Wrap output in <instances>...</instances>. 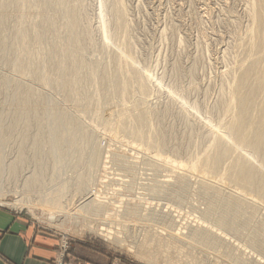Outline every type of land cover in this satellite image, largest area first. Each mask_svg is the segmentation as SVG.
Here are the masks:
<instances>
[{
	"label": "rangeland",
	"instance_id": "rangeland-1",
	"mask_svg": "<svg viewBox=\"0 0 264 264\" xmlns=\"http://www.w3.org/2000/svg\"><path fill=\"white\" fill-rule=\"evenodd\" d=\"M34 1L36 5L32 6L35 8L28 4L32 7L31 11H34V8L35 12H39L38 9L42 7L41 10L44 8L45 11L40 12L50 15L48 19L51 18L52 23L55 22V25L46 22L47 27L43 20L42 23H37L40 26L36 24L39 28L42 24L45 28L40 29L43 31L46 29L45 32L40 30L44 34L42 37H45V40L42 39V47V42L40 46L37 45L38 40L42 38L41 33L38 30L36 36L32 31L37 20L41 18H36L33 29V26L28 24L30 22L26 24L29 33L33 32L34 35L30 36L33 39L39 38L34 39L37 42L33 39L31 41L28 36V41L19 40L22 42L21 46L23 45L21 47L20 42L16 45L13 41V37L18 36V31L14 29V32L12 28L18 29L16 25L20 21L16 8L12 10L10 7V13L6 17L0 11V18L4 20H0V26L3 27L0 28V41L10 34V42L8 37L3 40L6 44H0L3 46L0 48V205L21 212L40 227L55 232L60 237V247L53 264H77L68 257L74 244L80 241L105 255L108 254L111 257L109 264H264V186L257 183L251 184L252 187L241 173L242 169L245 170L250 165L248 163L252 162L250 159H253L254 167L260 166L262 169L257 168L262 171L258 172L261 176L264 175V162L261 160L264 158L257 157L260 162L256 158L254 160L253 155H249L244 146L235 142L227 146V151L232 156L240 151V157H232L227 153L225 156L215 154V148H219L220 153L222 150L220 141L219 145L216 139L224 132L225 126L230 125L229 122L233 124L236 121L239 98L246 97L245 94L253 90L250 86L252 81L261 77L258 75L262 74L263 78L259 80H264V70L260 66L264 62V0ZM117 2L123 4L121 7L125 13L122 18H119L120 5ZM37 4L41 6L37 7ZM68 12H76L74 26L72 23L75 20L68 23ZM123 16H126L127 20ZM255 18L259 20L255 21ZM258 36L263 40H259V50H254L252 47L256 49ZM30 42L36 44L32 46ZM27 45L32 49L26 48ZM38 46L40 52L46 50L49 55L38 53ZM17 47L28 50L19 51ZM70 49L72 53L69 52ZM29 50L31 53L37 50V54L31 55L38 58L31 60L30 57L33 56L29 54ZM252 51H256L255 56ZM259 51H262L263 55ZM68 52L72 57H65ZM246 57H259L257 61L261 57L262 61H256L255 64V60H248ZM132 60L133 64L130 65ZM248 61L255 64L257 69L253 67L251 70L252 63L249 64ZM247 68L252 71V79L249 78L246 84L238 83V77ZM137 69L139 71H136ZM135 73L139 74L138 81ZM106 75L112 76L114 80L112 77L109 80ZM105 77L107 83L113 80L117 85H123V82L133 79L132 82H126L127 92L133 86L130 96L139 94L140 87L137 83L143 81L147 84L148 94L143 97L145 101L140 99L146 106L142 107L139 102L136 106L141 104L139 111L148 106V120L136 123L137 132L130 130L132 122L128 117L134 113L133 110L138 112V107L133 106L134 97L128 96L127 92L126 96L118 91L117 95H111L113 99L116 97L118 108L131 107L127 108L128 116L126 112L123 114L126 108H117L111 115L103 114L107 119L97 116V107L104 93L101 87ZM256 80L252 87L260 82ZM66 81L75 84L72 86L71 82H68L71 86L66 89L69 91L65 89ZM129 83L132 85L129 86ZM262 84L264 86V81L260 82L258 87H262ZM28 88L33 92L28 91ZM253 93H256L253 94L256 98L259 97L257 101L260 103L257 104L260 106L257 107V101L251 95L256 101L253 102L256 105L252 103V107H255L251 113L260 115L263 113L264 94L261 88L255 92L253 90ZM249 95L248 98H251ZM28 97L30 98L27 100ZM231 98L236 99L237 103ZM230 100L236 106L233 110H229ZM251 100L252 98L249 101ZM119 102L123 105L127 103V106L125 104L122 107ZM27 103L32 106L27 108ZM27 109L29 110L26 113ZM118 110H121L123 115L120 116L121 112H116ZM231 113L236 114L233 116ZM28 114H31L30 117ZM124 118L125 127L122 128L117 123L120 122L118 119L125 120ZM108 119H111V124ZM102 120L109 122L105 124ZM258 121L254 119L253 125L258 124ZM259 122L261 124V121ZM23 123H29L28 127H24ZM258 125L256 126H261ZM80 126L83 127V132L82 129L81 132L78 130ZM72 129L79 132V136L76 134L77 140L68 139V136L72 135ZM158 129L163 130L161 132L165 134L164 139ZM26 132H30V135H26ZM87 133H90L89 139ZM250 134H253L252 131ZM5 136L7 140L2 138ZM38 136L43 145L41 142L35 143L38 141L35 137L37 139ZM50 137L65 139L64 142L62 138L59 142L58 139H52L53 145ZM250 137L252 138V135ZM91 140L95 145L90 143ZM56 142H63L64 145L58 146ZM74 145L79 146L77 151L73 150L76 148ZM84 147L90 150H85ZM95 147H99L97 152ZM57 152L60 155L65 153V156L62 157ZM94 153H99L101 158H96ZM212 154L211 162L215 163L216 157L220 161L219 165L214 166L210 162ZM91 155L98 162H93L96 163L94 168L90 165ZM24 156L27 157L26 160ZM246 156L251 157L248 158L249 161ZM75 157L77 161L71 165ZM79 158L87 162L80 160L78 168ZM231 158H235L233 162ZM238 162L243 163L238 165ZM259 163L262 165H257ZM85 164H89V168ZM231 165H236L233 166L234 171L238 170L237 167H243L239 175L238 171L237 174L232 173ZM81 176H89L90 179L83 177L85 182L82 189L77 190ZM262 177L264 179V176ZM256 185L259 187H255ZM60 190L66 193L61 194ZM79 190L82 193H79ZM65 194L67 203L63 205L64 201L59 198L63 202L58 205V200L55 199ZM92 199L99 202L98 207L94 208L98 215L86 212L85 208L81 210V207ZM92 227L96 230L92 231ZM104 235L111 236L113 240Z\"/></svg>",
	"mask_w": 264,
	"mask_h": 264
},
{
	"label": "bare ground",
	"instance_id": "bare-ground-1",
	"mask_svg": "<svg viewBox=\"0 0 264 264\" xmlns=\"http://www.w3.org/2000/svg\"><path fill=\"white\" fill-rule=\"evenodd\" d=\"M0 1H1V0H0ZM2 1H3V0H2ZM33 1H34V0H4L3 2H0V11H1V13L3 14L4 17H6V15L8 16V13H10V12L8 11V10H11L10 7L13 8L12 10H14V8H16V14H18L19 17H20V18H19L20 21L18 22V25H16L18 29H16V28H12L13 31H14V29H15V31H16V30L18 31V32H16V33H18V36H17L16 33H15V36H17V37H13V39H15V40H13L14 43H15V44L17 43L16 45H19V42H20V46H21V43H22L21 41H24L25 39H26V41H28L27 38H28V36H30V34H31V36H34L33 34H35V35L37 36L36 32H37L38 30H39V32L41 33V35L39 34L40 37H42V36L44 35V34H42V32H41V31H43V29H40V28H41V27H43V28L47 27V26H48V23H46V22H51V23H52V21H51L52 19H51V18L48 19V17H50V15L48 16V15H45V14H47V13L44 14V13L40 12V11H43L44 8H43V10H41V8H42V7H41L40 9H38L39 12H35V9H34L35 7H34V6H35L36 4L34 5V2H35V1H34V2H33ZM52 1H53V0H52ZM58 1H60V2H64V1H68V0H58ZM117 1L119 2V0H117ZM251 1H252V0H251ZM32 2H33V3H32ZM45 2H46V0H45ZM49 2H51V1H49ZM77 2H78V1H77ZM118 2H117V3H118ZM257 2H258V1H257ZM36 3H37V0H36ZM43 3H44V2H43ZM117 3H116V5H117ZM28 4H31V6L34 5V6H32V7H34V8H33L34 11H31L32 7H31L30 5H28ZM39 4H40V3H39ZM41 4H42V3H41ZM120 4H121V2L118 3V5H120ZM252 4L254 5V3H252ZM60 5H61V4H60ZM64 5H65V4H64ZM64 5H63V6H64ZM116 5H115V6H116ZM118 5H117V6H118ZM122 5H123V4H122ZM122 5H120V6H118V7H120L121 9H123V8H122V7H123ZM258 5H259V4H258ZM38 6H41V5H38V4H37V7H38ZM121 6H122V7H121ZM255 6H256V4H255ZM263 7H264V6H263ZM30 8H31V9H30ZM46 8H47V7H46ZM66 8H67V7H66ZM115 8H116V7H115ZM120 8H119V10H120V11H119V15H120L121 17H119V18H122V15H124L125 12H123L124 9L121 11ZM253 9L255 10V7H254V6H253ZM259 9H261V8H259ZM263 9H264V8H263ZM74 10H75V9H74ZM77 10H78V9H77ZM44 11H45V10H44ZM44 11H43V12H44ZM257 11H258V10H257ZM261 11H262V10H261ZM6 12H7V14H5ZM116 12H117V11H116ZM116 12H115V13H116ZM68 13H69V12H68ZM253 13H255V11H253ZM257 13H258V12H257ZM261 13H262V12H261ZM263 13H264V12H263ZM263 13H262V14H263ZM11 14H12V13H11ZM11 14H10V15H11ZM78 14H79V12H78ZM117 14H118V12H117ZM258 14H259V13H258ZM256 15H257V14H256ZM3 16H2V17H3ZM254 16H255V15H254ZM257 16H258V15H257ZM257 16H256V17H257ZM0 17H1V16H0ZM10 17H11V16H10ZM66 17H67V19H68V23H69V21L72 22L73 20L76 19V12H75V13H71V14L69 13ZM123 17L126 18V16H123ZM7 18H8V17H7ZM36 18H38V19L41 18V19H40L39 21L37 20V22L35 23V26H36L37 23L41 22V20H43L44 23H46V24H45L46 26L44 27V26L41 24V27L39 28L38 26H40V25L37 24V25H38V26H36L37 28L35 27V29H37V30L33 29V28H34L33 24H34V22L36 21ZM263 18H264V16H263ZM1 19H2V22H3V21H4L3 18H0V20H1ZM256 19H257V18H255V21H256ZM48 20H49V21H48ZM55 20H56V19H55ZM79 20H80V19H79ZM126 20H127V18H126ZM258 20H259V18L257 19V21H258ZM121 21H123V20H121ZM263 21H264V19H263ZM2 22H1V24H2ZM6 22H7V21H6ZM27 22H30V23H28V24H30V25L33 26V27H31V28L33 29L32 31L35 32V33H33V32H32L33 34H32V33H29L30 30L27 28V25H26ZM32 22H33V23H32ZM56 22H57V21H56ZM66 22H67V21H66ZM118 22H119V21H118ZM4 23H5V22H4ZM31 23H32V24H31ZM41 23H42V22H41ZM51 23H49V27H51V26H50ZM53 23H54V25H55V22H53ZM53 23H52V24H53ZM63 23H65V22H63ZM261 23L263 24V22H260V24H261ZM39 24H40V23H39ZM57 24H59V23H57ZM61 24H62V23H61ZM70 24H71V23H70ZM72 24H73V26H74V25L76 24V20H75V22H73ZM257 24H258V23H257ZM5 25H6V27H7V24H5ZM54 25H53V26H54ZM117 25H118V24H117ZM3 26H4V25H3ZM53 26H52V27H53ZM65 26H66V25H65ZM65 26H64V27H65ZM120 26H121V25H120ZM258 26H260V25H258ZM258 26L256 25V27H258ZM4 27H5V26H4ZM28 27H29V26H28ZM55 27H58V26H55ZM71 27H72V26H71ZM79 27H80V26H79ZM252 27H253V26H252ZM0 28L3 29V27H1V26H0ZM38 28H39V29H38ZM261 28H262V27H261ZM4 29H5V28H4ZM6 29H7V28H6ZM27 29H28L29 31H28ZM57 29H58V28H57ZM66 29H67V28H66ZM79 29H80V28H79ZM254 29H255V28H254ZM256 29H258V28H256ZM263 29H264V28H263ZM34 30H35V31H34ZM40 30H41V31H40ZM45 30H46V29H45ZM45 30H44L43 32H45ZM119 30H121V29H119ZM252 30H253V28H252ZM258 30H259V29H258ZM260 30H261V29H260ZM3 31H4V30H3ZM6 31H7V30H6ZM6 31H5V33H6ZM15 31H14V32H15ZM67 31H68V29H67ZM75 31H76V30H75ZM1 32H2V31H1ZM46 32H47V31H46ZM123 32H124V30H123ZM252 32H253V31H252ZM79 33H80V32H79ZM117 33H118V32H117ZM6 34H8V33H6ZM252 34H255V33H252ZM260 34H261V32H260ZM125 35H126V34H125ZM256 35H257V34H256ZM6 36H8V35H6ZM31 36H30V37H31ZM261 36H262V35H261ZM0 37H1V36H0ZM8 37H9L8 42H10V41H9V40H10V34H9ZM8 37H6V38H8ZM68 37H69V36H68ZM80 37H81V36H80ZM118 37H120V36H118ZM251 37H252V35H251ZM262 37H263V36H262ZM6 38H5V39L2 38V40L0 41V44H2V45H3V43L6 44V42L3 41V40H6ZM35 38H37V37H34V39H35ZM43 38H44V40H45V37H42L41 40H40L39 38H37L36 40L39 39V40H38L39 43H38L36 40L34 41V39L31 37V41H32V39H33V41H34V42H37V45L39 44V46H40V44H41ZM255 38H256V37H255ZM29 39H30V38H29ZM71 39H72V38H71ZM81 39H82V38H81ZM126 39H127V38H126ZM248 39H249V38H248ZM252 39H253V37H252ZM252 39H250V41H251ZM263 39H264V38H263ZM263 39H261V40H263ZM19 40H21V41H19ZM47 40H48V39H47ZM68 40H70V39H68ZM259 40H260V38H259V36H258V44H257V46H256V49H255V47H252V49L254 48V50H257V49L259 50V46H260V45H259V44H260V43H259ZM261 40H260V41H261ZM13 41H12V44L14 45ZM26 41H25V42H26ZM29 41H30V40H29ZM124 41H125V40H124ZM256 41H257V40H256ZM263 41H264V40H263ZM34 42H33V43L30 42L31 45H32V44H33V45L36 44V43H34ZM45 42H46V41H45ZM45 42H44V44H45ZM65 42H66V41H65ZM120 42H121V41H120ZM122 42H123V41H122ZM122 42H121V43H122ZM68 43H69V42H68ZM124 43H125V42H123V44H124ZM253 43H254V42H253ZM256 43H257V42H256ZM26 44H29V43H26ZM26 44H25V45H26ZM2 45L0 46V48L3 47ZM25 45H24V46H25ZM33 45H32V46H33ZM37 45H35V46H37ZM64 45H65V44H64ZM69 45H71V43H69ZM121 45H122V44H121ZM240 45H241V44H240ZM249 45H251V44H249ZM249 45H248V46H249ZM258 45H259V46H258ZM20 46H19V47H20ZM22 46H23V45H22ZM22 46H21V47H22ZM39 46H38V48H37L38 53L40 52V51H39ZM42 46H43V42H42V44H41L40 47H42ZM242 46H243V45H242ZM251 46H253V45H251ZM21 47H20V48H21ZM28 47H29V45H27L26 48H28ZM30 47H31V46H30ZM30 47H29V49H32V48H30ZM245 47H246V46H245ZM260 47H261V46H260ZM249 48H250V47H249ZM17 49H18V47H17ZM23 49H25V48L18 49V50L21 51V50H23ZM34 49H35V48H33V50H34ZM48 49H49V48H48ZM242 49H243V47H242ZM260 49H261V48H260ZM27 50H28V49H25L24 51H27ZM37 50H36V51H37ZM36 51L33 52L34 55L37 54ZM45 51H46V50H45ZM45 51L42 50V52H44V54L47 53V52H45ZM10 52H11V51H10ZM29 52H30V50H29ZM35 52H36V53H35ZM42 52H40V53L42 54ZM69 52L72 53V52H71V49H70ZM69 52H68V54L65 55V57L69 55ZM252 52H253V51H252ZM254 52L256 53V51H254ZM254 52H253L252 54L255 56V53H254ZM261 52H262V51H259V53L263 55V53H261ZM263 52H264V51H263ZM22 53H24V52H22ZM33 53L30 52L29 54L31 55V54H33ZM49 53H50V52H49ZM66 53H67V52H66ZM249 53H250V52H249ZM26 54H28V52H27ZM29 54H28V55H29ZM44 54H43V55H44ZM47 54H48V53H47ZM260 54H258V56H259ZM24 55H25V54H24ZM48 55H49V54H48ZM48 55H47V56H48ZM70 55H71V57H72V54H70ZM70 55H69V56H70ZM253 55H252V56H253ZM31 56H33V55H31ZM248 56H249V55H247V57H248ZM36 57H37V56H36ZM36 57L33 56V57H30V58H31V60H32L33 58H36ZM71 57H70V58H71ZM247 57H246V59H248ZM37 58H38V57H37ZM78 58H79V57H78ZM78 58H77V59H78ZM249 58H250V57H249ZM253 58H254V57H252V59H253ZM257 58H259V57H257ZM257 58L253 59V60H255V64H257V63H256ZM28 59H29V58H28ZM67 59H68V58H67ZM252 59H248V60H252ZM34 60H35V59H34ZM34 60H33V61H34ZM72 60H73V59H72ZM259 60L262 61V60H261V57H260ZM259 60H258L257 62H259ZM78 61H79V60H78ZM80 61H81V59H80ZM44 62H45V61H44ZM50 62H51V61H50ZM72 62H73V61H72ZM131 62H133V60L130 61V63H129L130 65L133 64V63H131ZM127 63H128V62H127ZM127 63H126V64H127ZM248 63L250 64V63H252V62H251V61H248ZM248 63H247V65H248L247 67H249V64H248ZM259 63H260V62H259ZM45 64H46V63H45ZM45 64H44V65H45ZM73 64H74V62H73ZM135 64H136V63H135ZM135 64H134V65H135ZM255 64L253 65V63H252L251 70H252L253 67L255 68V70L257 69V68L255 67ZM79 65H81V64H79ZM130 65H128V66H129V70H130ZM134 65H133V68H132V69H134ZM126 66H127V65H126ZM260 66H261V68L264 70V62L261 63ZM67 67H68V66H67ZM73 68H74V67H73ZM125 68H127V67H125ZM249 68H250V67H249ZM249 68L243 70L242 75H241L240 77H238V83H240V84H244V83L250 78V75H251L250 72H252V71H250ZM67 69H69V68H67ZM70 69H71V68H70ZM90 69H92V68H90ZM119 69H120V68H119ZM123 69H124V68H123ZM30 70H31V69H30ZM47 70H48V68H47ZM74 70H75V69H74ZM127 70H128V69H127ZM72 71H73V70H72ZM72 71H71V72H72ZM136 71H139V70L137 69ZM67 72H69V71H67ZM116 72H117V71H116ZM254 72H256V71H254ZM77 73H78V72H77ZM138 73H139V72H138ZM140 73H141V72H140ZM259 73H260V72H259ZM261 73H262V72H261ZM62 74H63V73H62ZM97 74H98V73H97ZM105 74L108 75L107 72H106ZM109 74L112 75V76L114 75V74H111V73H109ZM129 74H130V73H129ZM135 74H136V73H135ZM91 75H92V74H91ZM95 75H96V74H95ZM107 75H106V76H107ZM110 75H109V76H110ZM119 75H120V73H119ZM138 75H139V74H138ZM138 75H137V74L135 75V78H136V79L138 78L137 81L139 80ZM255 75H256V73L253 74V77H255ZM112 76H110V77H112ZM114 76L116 77V75H114ZM117 76H118V75H117ZM258 76H261V77H262V74H261V75H258ZM86 77H87V76H86ZM107 77H108V76H107ZM110 77H108V79H109ZM120 77H122V76L120 75ZM124 77H125V76H124ZM261 77H260V78H261ZM76 78H77V77H76ZM76 78H74V79H76ZM94 78H95V77H94ZM116 78H118V77H116ZM131 78H132V77H131ZM260 78H259V77L257 78L258 81H257L255 78H254V79H255L257 82H259V81H260V80H259ZM262 78H263V77H262ZM74 79H73V80H74ZM82 79H83V78H82ZM108 79H107V80H108ZM112 79L114 80L113 77H112ZM112 79H111V80H112ZM136 79H135V80H136ZM250 79H252V77H251ZM73 80H72V81H73ZM92 80H93V79H92ZM109 80H110V79H109ZM113 80H112V81H108V83H107V81H106V77H105V82L103 81V83H104V84H107V85L105 86V85L103 84V86L101 87V88H103L104 93H102L103 95H102V100L100 101L101 103H100L99 106L97 107V108H99L98 111H97V113H98L97 116H99V118H100V117L103 118V116H104V118L107 119L105 115H106V114H107V115H111V114H113L114 110H116V109L118 108V106H117L118 104L116 105V103H115V102H118V101H117V99H116V101H115V98H116L115 96H114V99H113V96L111 95V93L117 95L116 92L118 91L119 93H123V96H124V95L126 96V94H128V96L131 95L130 93H131V90L133 89V88H132L133 86L131 87L132 89L130 88V91L127 92L126 89L128 88V86H127L126 82H130L131 80L133 81V79H130L129 81L123 82V85H122V83H120L121 85H119V84L117 85V84H116L117 82H116V81H113ZM115 80L118 81V79H115ZM119 80H120V79H119ZM123 80H124V79H123ZM255 80H254V81H255ZM261 80L264 81L263 79H261ZM101 81H102V80H101ZM132 81H131V82H132ZM254 81H252L250 88H253L254 92H255L256 90L258 91L259 88H261L262 94H264V86H263V84H262V87H260V86L258 87V85L260 84V82L262 83V81H260L259 83H257V86H256V85H253V87H252V84L254 83ZM5 82H6V81H5ZM66 82H67V83H68V82L70 83L71 81H66ZM73 82H74V81H73ZM73 82H71V85L73 84ZM94 82H95V81H94ZM97 82H98V80H97ZM97 82H96V83H97ZM119 82H120V81H119ZM121 82H122V81H121ZM1 83H2V82H1ZM3 83H4V82H3ZM67 83H65V85H66L65 89L68 88V86H71V85H69V83H68V84H67ZM76 83H77V82H76ZM91 83H92V82H91ZM96 83H93V84H96ZM133 83H134V82H133ZM4 84H5V83H4ZM6 84H7V82H6ZM77 84H79V83H77ZM97 84H99V83H97ZM129 84H130V85H129ZM129 84H128L129 86L132 85L131 83H129ZM245 84H246V83H245ZM254 84H255V83H254ZM1 85L4 86L3 84H1ZM65 85H64V86H65ZM74 85H75V84H74ZM74 85H72V86H74ZM137 85H139V87H140V90H139V87H138V86L136 87V88H137V91L139 90L140 92H139V94H137L136 96L133 94L132 96L134 97V100H133V101L130 100V102L132 101V104H133L134 107H138V106H136V105H137V102H139V103L142 104V102L145 101V99H143V97L145 98V95L148 94V86H147V84H146L145 82L141 81V83L139 82V84L137 83ZM91 86H92V84H91ZM104 86H105V87H104ZM26 87H27V86H26ZM21 88H22V87H21ZM91 88H92V87H91ZM93 88H94V87H93ZM96 88H97V87H96ZM99 88H100V87H99ZM250 88H249V89H250ZM24 89H26V88H24ZM94 89H95V88H94ZM97 89H98V88H97ZM114 89H119V90H114ZM112 90L115 91V92H112ZM127 90H128V89H127ZM135 90H136V89H135ZM250 90H251V89H250ZM253 90L250 91L251 93L248 92V94H245L247 98H246L245 96H244L242 99L239 98V103H238L237 107L235 106V103L232 101V100H234V101L237 103V100H236V99H232V98H231L232 100H230V101H231V102H229L230 104L228 103V104H229V110H233V109H235V107L237 108V110H236L237 112L235 111L237 114H236V113H235L236 115L234 114V115L236 116V121H235V119H234L235 122H234L233 124H231L232 122H229L230 125L228 124L227 126H225V127H226L225 130H223L224 128L222 127V128H223L222 130H223L224 132H223L222 130H220V131L223 132L222 134L220 133L221 135H219V137L221 136L220 139H219V137H218V139H216L217 137H215V139L217 140V143H218V141H220V144L222 145L221 153L219 152V148H218V149L215 148V149L217 150V151L215 150V152H216L215 154H216L217 156H218L219 154H220V155L222 154V155L225 156V153H227V154L229 155V152L227 151V146H229L230 143L235 142V144L237 143V144H240V145L244 146V147L247 149V151L250 153L249 155H253V156H255V157L252 156V158H254V160H255V158H256V160H257V157H258V158H259V157H260V158H261V157L264 158V114H263V113H264V106L262 105L263 108L260 107V108H262V111H263L262 114L259 113L260 110L258 111V113H259L261 116H260V115H254V114L251 113L252 108L255 107V106L252 107V105L254 104L253 102H256L257 99L259 98V97L256 98V97L254 96V95H256V93H253ZM24 91H25V90H24ZM28 91H31V89L28 88ZM66 91H69V90L66 89ZM73 91H74V90H73ZM98 91H99V90H98ZM247 91H249V90L247 89ZM247 91H246V93H247ZM21 92H22V91H20V94H21ZM31 92H33V91H31ZM101 92H102V90H101ZM125 92H127V93L125 94ZM134 92H136V91H134ZM24 93H25V92H24ZM132 93H133V91H132ZM136 93H137V92H136ZM249 93H250V95H249ZM257 93H259V92H257ZM28 94H29V93H28ZM30 94H31V93H30ZM243 94H244V93H243ZM253 94H254V95H253ZM21 95H22V94H21ZM23 95H24V94H23ZM26 95H27V94H26ZM35 95H36V94H35ZM37 95H38V94H37ZM65 95H66V94H65ZM72 95H74V94H72ZM247 95H249V96L252 95L253 97H255V100H256V101L253 100L254 98H253L252 96H251L252 100L249 101L251 98H250V97L248 98ZM258 95H259V94H258ZM258 95H257V96H258ZM24 96H25V95H24ZM24 96H23V97H24ZM33 96H34V93H33ZM33 96H32V97H33ZM39 96H40V94H39ZM132 96H130V97L132 98ZM146 96H147V95H146ZM231 96H232V95H231ZM19 97H21V96H19ZM19 97H18V98H19ZM23 97H22V98H23ZM100 97H101V96H100ZM232 97H233V96H232ZM240 97H242V96H240ZM260 97H261V93H260ZM29 98H30V97H28L27 100H28ZM37 98H38V97H37ZM244 98H245V99H244ZM16 99H17V98H16ZM72 99H73V98H72ZM140 99H143L142 102H141ZM263 99H264V98H263V96H262V100H263ZM19 100H20V99H19ZM22 100H24V99H22ZM31 100H32V99H31ZM99 100H100V99H99ZM17 101H18V100H17ZM259 101H261V99H260ZM23 102H24V101H23ZM71 102H72V101H71ZM262 102H263V101H262ZM262 102H261V103H262ZM24 103H25V102H24ZM139 103H138V105H139V107H141V104H139ZM144 103H145V102H144ZM252 103H253V104H252ZM257 103H260V102L257 101L256 104H257ZM19 104H20V103H19ZM30 104H31V103H30ZM32 104H33V103H32ZM119 104H120V102H119ZM125 104H126V106H127V103H125ZM125 104H124V105H125ZM145 104H146V103H145ZM145 104H144V105L142 104V105H143L142 107H145V106H146ZM256 104H254V105H256ZM22 105H23V104H22ZM24 105L26 106V104H24ZM120 105H123V104H120ZM124 105H123L122 107H124ZM258 105L260 106V104H257V107L259 108ZM31 106H32V105L29 106L28 103H27V108H28V107H31ZM116 106H117V107H116ZM20 107L25 109L24 106H23V107L20 106ZM120 107H121V106H120ZM120 107H119V108H120ZM139 107H138L136 110H138ZM142 107H141V108H142ZM147 107H148V106H147ZM147 107H146V108H147ZM33 108H34V107H33ZM35 108H36V107H35ZM79 108H80V107H79ZM119 108H118V109H119ZM124 108H126V111H124L123 114L126 112V115L128 116V114H127V112H129V111L127 110L128 106H127V107H124ZM124 108H120V109H123V110H124ZM129 108H131V107H129ZM129 108H128V109H129ZM146 108H145V110H141V111L138 110V112L136 111V113H135V110H133L132 112L135 113V114L132 113L133 115L131 114V112L129 113V115L131 114V117H128V118H129V120L132 122V125H131L130 130H131L133 133L137 132V128H136V126H135L137 122H139V121H143V122H144V121H147V120H148V116H147V110H148V109L146 110ZM24 109H23V110H24ZM45 109H46V108H45ZM83 109H84V108H83ZM18 110H19V109H18ZM28 110H29V109L26 110V113L28 112ZM123 110H122V111H123ZM254 110H255V108H254ZM46 111H47V109H46ZM23 112H24V111H23ZM32 112H33V111H32ZM116 112H117V113H118V112H121V110H118V111H116ZM233 112H234V111H233ZM256 112H257V109H256ZM21 113H22V112H21ZM26 113H25V115H26ZM250 113H251V114H250ZM18 114H19V113H18ZM59 114H60V113H59ZM63 114H64V113H63ZM103 114H105V115H103ZM121 114H122V112L120 113V116H121ZM123 114H122V115H123ZM21 115H22V114H21ZM21 115H20V118H21ZM28 115H29V114H28ZM30 115H31V114H30ZM30 115H29V117H30ZM61 115H62V114H61ZM115 115H116V114H115ZM231 115H233V114L231 113ZM234 115H233V116H234ZM32 116H34V115H32ZM36 116H37V114H36ZM63 116H64V115H63ZM112 116H113V115H112ZM118 116H119V115H117V117H118ZM233 116H232V117H233ZM249 116H250V118H249ZM114 117H115V116H114ZM117 117H115V118H117ZM22 118H23V117H22ZM25 118H26V117H25ZM36 118H37V117H36ZM40 118H41V117H40ZM54 118H55V117H54ZM60 118H61V117H60ZM97 118H98V117H97ZM102 118H101V119H102ZM28 119L31 120V118H28ZM28 119H27V121H28ZM124 119H125V118H124ZM254 119L261 121V124H260V122L258 121V124L261 125L260 127H257V126H256V125H258V124H256L255 126L253 125V121H254ZM20 120H21V119H20ZM74 120H75V119H74ZM108 120H109V119H108ZM112 120H113V118H112ZM116 120H117V119H116ZM122 120H123V119H122ZM122 120H121V119H118V121H120V122L117 123V124H119L120 127L124 128V127H125V123H124V121H126V119L123 120V121H122ZM252 120H253V121H252ZM15 121H17V120L15 119ZM23 121H24V120H23ZM62 121H63V120H62ZM106 121H107V120H106ZM109 121H110L109 124H111V123H112L111 119H110ZM109 121H107V122H109ZM231 121H232V120H231ZM29 122H30V121H29ZM51 122H52V121H51ZM63 122H64V121H63ZM102 122H103V120H102ZM107 122H106V123H107ZM116 122H117V121H116ZM19 123H20V122H19ZM25 123H26V122H25ZM77 123H78V122H77ZM103 123H105V120H104ZM106 123H105V124H106ZM57 124H59V123H57ZM12 125H13V124H12ZM14 125H15V124H14ZM22 125H24V123H23ZM22 125H21V126H22ZM28 125H29V123H28L27 125H24V127H25V126L28 127ZM30 125H31V124H30ZM75 125H76V124H75ZM259 125H258V126H259ZM10 126H11V125H10ZM18 126H19V125H18ZM77 126H78V125H77ZM82 126H83V125H82ZM16 127H17V126H16ZM40 127H41V129H42V125H41V124H40ZM11 128H13V126H11ZM14 128H15V127H14ZM18 128H19V127H18ZM22 128H23V127H22ZM31 128H32V127H31ZM75 128H76V127H75ZM82 128H83V127H82ZM82 128H81V126H80V128H78V130L80 129V132H81V129H82ZM15 129H16V128H15ZM24 129H25V128H23V131H25ZM26 129H27V128H26ZM41 129H40V130H41ZM76 129H77V128H76ZM162 129H163V128H162ZM162 129H161V130L158 129L159 132H160V136L163 135V133L161 132V131H163ZM12 130H14V129H12ZM16 130H17V129H16ZM20 130H22V129L20 128ZM29 130L31 131V129H29ZM40 130H39V131H40ZM69 130H71V129H69ZM72 130H73V129H72ZM74 130H75V129H74ZM74 130H73V131H74ZM78 130H77V132H75L76 130H75L74 132L72 131V135H70V137L68 136V139H70V140L73 139V140H74V139L76 138V140H77L78 137L76 136V134L78 133V136H79V132H78ZM158 130H157V132H158ZM18 131H19V130H18ZM54 131H55V130H54ZM220 131H219V132H220ZM251 131H252L253 134H250ZM52 132H53V130H52ZM82 132H83V129H82ZM85 132H86V131H85ZM85 132H84V134H85ZM5 133H6V132H5ZM26 133H27V132H26ZM26 133H25V134H26ZM29 133H30V132H29ZM29 133H27L26 135H28ZM41 133L43 134V132H41ZM74 133H75V134H74ZM161 133H162V134H161ZM23 134H24V132H23ZM37 134H38V133H37ZM57 134H58V133H57ZM69 134H70V133H69ZM69 134H68V135H69ZM82 134H83V133H82ZM89 134H90V133H87V136H88ZM158 134H159V133H158ZM29 135H30V134H29ZM39 135H40V134H39ZM50 135H52V134H50ZM251 135H252V138L250 137ZM54 136H55V135H54ZM75 136H76V137H75ZM83 136H84V135H83ZM91 136H92V135H91ZM164 136H165V134L163 135V139H164ZM23 137H24V136H23ZM56 137H57V136H56ZM85 137H86V136H85ZM2 138L6 139V136H5V137H2ZM21 138H22V137H21ZM28 138H29V137H28ZM40 138H41V137H40ZM61 138H62V137H61ZM61 138H59V139L61 140ZM79 138H80V137H79ZM161 138H162V136H161ZM26 139H27V137H26ZM52 139H53V140H57L58 138H57V139L52 138ZM52 139H51V137H50V140H52ZM59 139H58V142H59ZM64 139H65V138H64ZM64 139L62 138L63 142H64ZM86 139H87V137H86ZM88 139H89V136H88ZM90 139H91V138H90ZM0 140H1V139H0ZM6 140H7V139H6ZM9 140H10V139H9ZM33 140H34V139H33ZM35 140H36V141L38 140L37 142L34 141L35 143H38V142H39V136H38L37 139H36V137H35ZM40 140H42V138H41ZM47 140H48V139H47ZM47 140H46V141H47ZM53 140H52V143L54 142ZM76 140H75V141H76ZM2 141H3V139H2ZM2 141H1V142H2ZM43 141H44V140H43ZM66 141H67V140H66ZM71 141H72V140H71ZM87 141H88V140H87ZM3 142H4V141H3ZM40 142H41V141H40ZM40 142H39V143H40ZM58 142H56L57 145L59 144L58 146H63V145H64L63 142H62V143H61V142L58 143ZM73 142H74V141H73ZM76 142H77V141H76ZM84 142H85V141H83V143H84ZM215 142H216V141H215ZM68 143H69V141H68ZM90 143L94 144V143H93V140H91ZM21 144H22V143H21ZM41 144H42V142H41ZM44 144H45V143H44ZM48 144L50 145V142H49ZM56 144H55V145H56ZM60 144H63V145H60ZM92 144H91V145H92ZM218 144H219V143H218ZM220 144H219V145H220ZM233 144H234V143H233ZM233 144H232V145H233ZM42 145H43V144H42ZM45 145H46V144H45ZM45 145H44V146H45ZM53 145H54V143H53ZM53 145H52V146H53ZM71 145H73V143H72ZM75 145H77V144H75ZM75 145H74V146H75ZM82 145H84V144H82ZM86 145H87V144H86ZM94 145H95V144H94ZM219 145H218V146H219ZM36 146H37V144H36ZM58 146H56V147L58 148ZM69 146H70V145H69ZM211 146H213V145H211ZM20 147H21V149L23 148L22 146H20ZM37 147H38V146H37ZM72 147H73V146H72ZM75 147H76V146H75ZM77 147H79V146H77ZM77 147L74 148V149L72 148V149H73V150L76 149V151H77ZM89 147H90V146H89ZM214 147H217V146L214 145ZM220 147H221V146H220ZM232 147H233V146H232ZM234 147H236V146H234ZM238 147L240 148L239 145H238ZM238 147H236V148H238ZM54 148H55V147H54ZM69 148H70V147H69ZM80 148H82V147H80ZM97 148H99V147H95V151H96ZM210 148H211V147H210ZM239 148H238V149H239ZM241 148H242V147H241ZM24 149H25V147H24ZM60 149H62V147H61ZM60 149H59V150H60ZM64 149H65V148H64ZM72 149H71V150H72ZM78 149H79V148H78ZM84 149H85V147H84ZM84 149H82V151H83ZM87 149H88V148H86L85 150H87ZM92 149H93V151H94V148H92ZM220 149H221V148H220ZM32 150H33V149H32ZM55 150L58 151V149H55ZM55 150H53V151H55ZM85 150H84V151H85ZM88 150H90V149H88ZM235 150H237V149H235ZM0 151H1V150H0ZM76 151H74V152L76 153ZM80 151H81V150H80ZM82 151H81V152H82ZM95 151H94V152H95ZM99 151H100V150H99ZM210 151H211V150H210ZM226 151H227V152H226ZM242 151H243V150L241 149V153H243ZM22 152H23V151H22ZM50 152H51V151H50ZM64 152L66 153V150H65ZM78 152H79V151H78ZM78 152H77V153H78ZM89 152L91 153V151H89ZM96 152H97V151H96ZM212 152H213V149H212L211 153H212ZM0 153H1V152H0ZM2 153H3V152H2ZM20 153H21V152H20ZM61 153H62V152H61ZM65 153H64V155H60V154H58V152H57V154L60 155V156H62V157L65 156ZM217 153H219V154H217ZM236 153H237V152H236ZM245 153H246V152H245ZM32 154H33V152H32ZM53 154H54V153H53ZM53 154H52V155H53ZM55 154H56V152H55ZM87 154H88V153H87ZM87 154H86V155H87ZM91 154H92V153H91ZM98 154H99V153H97V155H96V154L94 153L93 155H94L95 157H96V156L98 157V156H99ZM239 154H240V151H239V153H237V154L234 155V156H232V155H229V156H232V157H235V156L237 157V156H239V157H240ZM22 155H23V153L21 154V156H22ZM35 155H36V154H35ZM38 155H39V154H38ZM68 155H69V154H68ZM77 155H78V154H77ZM216 155H214V156H216ZM222 155H221V156H222ZM228 155H227V156H228ZM241 155H242V154H241ZM245 155L248 156V154H245ZM1 156H2V155H1ZM26 156H27V154H26ZM54 156H56V155H54ZM94 156L91 155V157H90L91 159H90V158H87V159H90V160H91L90 165H93V168L95 167V164H96V163L98 164V162L95 161V157H94ZM221 156H219V157L221 158ZM224 156H223V157H224ZM227 156H226V157H227ZM247 156H246V157H247ZM2 157H3V156H2ZM24 157H25V156H24ZM58 157H59V156H58ZM76 157H77V156H76ZM76 157H75V160H73V163H72L71 165L74 164V161H77V158H76ZM78 157H79V156H78ZM88 157H89V156H88ZM97 157H96V158H97ZM211 157H212V158H210V162H211L212 159H213V154L211 155ZM223 157H222V159H223ZM239 157H238V158H239ZM246 157H245V159H246ZM3 158H4V157H3ZM5 158H6V157H5ZM26 158H27V157H25L24 159L26 160ZM68 158H69V157H68ZM100 158H101V156H99L98 159H100ZM214 158H215L214 161L216 160L215 163H214V162H211V163H213L214 166H215V164L219 165V164H220V161L217 160L216 157H214ZM241 158H242V156H241ZM248 158L250 159L251 157H247V159H248ZM60 159H61V158H60ZM60 159H59V161H61ZM62 159H63V158H62ZM222 159H221V160H222ZM231 159H232V158H231ZM231 159H229V160H231ZM233 159H235V158H233ZM233 159H232V162H233ZM236 159H237V158H236ZM245 159H244V161H245ZM249 159H248V161H249ZM4 160H5V159H4ZM80 160H81V158H79L78 168H79V164H80V162H81V161H84V159L81 160V161H80ZM90 160H89V161H90ZM259 160H260V159H259ZM261 160L264 162V160H263L262 158H261ZM2 161H3V160H2ZM85 161H86V160H85ZM85 161H84V162H85ZM94 161L96 162L95 164H93ZM98 161H99V160H98ZM234 161H236V160H234ZM240 161H242V160L240 159ZM248 161H247V162H248ZM250 161H252L251 163H252V165H253V162H254L253 159H252V160L250 159ZM257 161H258V160H257ZM54 162H55V160H54ZM56 162H58V161H56ZM71 162H72V161H71ZM84 162H82V163H84ZM86 162H87V161H86ZM230 162H231V161H229V163H230ZM236 162H237V161H236ZM255 162H256V161H255ZM258 162H260V161H258ZM258 162H257V163H258ZM0 163H1V162H0ZM5 163H6V162H5ZM82 163H81V164H82ZM234 163H235V162H234ZM242 163H243V162H241V163L238 162V165H240V164L242 165ZM251 163H248V164H250V165H249L248 167H246L245 170L242 169L243 167H242V168L237 167L238 170L235 169L236 171H234V167H236V165H235V166H234V165H231V166H232V169H233V172H232V170H231L230 168H229V169H230V171H231L233 174H237V171H238V175H239V173H240V170L242 169L241 173H243V174L245 175L244 177H245V179L247 180V183L249 182L248 184H250V185L252 184V185H253V184H257V183H259V184H257V185H260V186H261L260 183H262V185L264 186V179H263V177H262V176H264V175L261 176V175L259 174L258 171L261 172L262 170H259V169L257 168V167L261 168L260 166H257V165H262V163L257 164V165H256L257 167H254L255 163H254L253 166L251 165ZM75 164H76V163H75ZM263 164H264V163H263ZM6 165H7V164H6ZM13 165H14V164H13ZM58 165H59V164H58ZM60 165H61V162H60ZM76 165H77V164H76ZM88 165H89V164H88ZM88 165L85 164V166H87V168H89ZM228 165H229V164H228ZM244 165H245V164H244ZM3 166H4V165H3ZM61 166H62V165H61ZM82 166H83V165H82ZM233 166H234V167H233ZM262 166H264V165H262ZM9 167H10V166H9ZM3 168H4V167H3ZM57 168H58V167H57ZM57 168H56V169H57ZM65 168H66V167H65ZM68 168H69V167H68ZM70 168H71V167H70ZM90 168H91V166H90ZM256 168H257V169H256ZM8 169H9V168H8ZM8 169H7V170H8ZM60 169H61V168H60ZM60 169H59V171H60ZM96 169H97V168H96ZM261 169H262V168H261ZM14 170H16V169H14ZM68 170H69V169H68ZM68 170H67V171H68ZM77 170H78V169H77ZM87 170H88V169H87ZM227 170H228V169H227ZM92 171H93V169H92ZM92 171H91V172H92ZM70 172H71V171H70ZM83 172H84V171H83ZM228 172H229V171H228ZM263 172H264V169H263ZM263 172H262L261 174H263ZM53 173H54V172H53ZM3 174H4V173H3ZM75 174H76V173H75ZM86 174H87V173H86ZM230 174H231V173H230ZM233 174H232V175H233ZM243 174H242V175H243ZM0 175H2V174H0ZM36 175H37V174H35V176H36ZM58 175H59V174H58ZM232 175H231V176H232ZM54 176H55V175H54ZM66 176H67V175H66ZM228 176H230V175H228ZM231 176H230V177H231ZM56 177H57V176H56ZM62 177H63V176H62ZM77 177H78V176H77ZM83 177L86 178V176H81L80 178H82V179L79 178L80 180H79V184L77 185V190H78V188H81V187L83 186V183L85 182V181H83V180H84ZM235 177H236V176H235ZM241 177H242V176H241ZM32 178H34V177H32ZM32 178H31V179H32ZM57 178H58V177H57ZM57 178H56V179H57ZM59 178H60V177H59ZM236 178L239 179V177H236ZM39 179H40V176H39ZM53 179H54V178H53ZM56 179H54V180H56ZM71 179H72V178H71ZM87 179H90L89 176L86 178V180H87ZM240 179L242 180L243 178H240ZM65 180H66V179H65ZM65 180H64V182H65ZM36 181H37V180H36ZM72 181H73V180H72ZM89 181H90V180H89ZM89 181H88V182H89ZM220 181H222V180H220ZM39 182H40V180H39ZM53 182H54V181H53ZM218 182H219V181H218ZM245 182H246V181H245ZM50 183H51V182H50ZM90 183H91V182H90ZM222 184H224V183H222ZM62 185H63V184H62ZM64 185H65V183H64ZM252 185H251V186H252ZM257 185H256L255 187H259V186H257ZM31 186H32V185H31ZM34 186H35V185H34ZM51 186H52V184H51ZM58 186H59V185H58ZM88 186H89V185H88ZM224 186H225V185H224ZM252 187H253V186H252ZM45 188H46V187H44V189H45ZM53 188H54V187H53ZM57 188H58V187H57ZM59 188H60V187H59ZM64 188H65V187H64ZM75 188H76V187H75ZM75 188H74V189H75ZM60 189H61V188H60ZM81 189H82V188H81ZM47 190H48V189H47ZM47 190H46V192H47ZM61 190H62V189H61ZM61 190H60V191H61ZM48 191H49V190H48ZM56 191H57V190H56ZM79 191H80V190H79ZM43 192H44V191H43ZM51 192H52V191H51ZM53 192L55 193V191H53ZM61 192H62L61 194L66 193V192L63 193V191H61ZM84 192H85V191H84ZM74 193H75V192H74ZM79 193H82V192L80 191ZM92 193H93V191H92ZM61 194H59V195H61ZM70 194H71V193H70ZM88 194H90V191H89ZM44 195H45V194H44ZM54 195H55V194H54ZM51 196H52V195H51ZM61 196H62V195H61ZM61 196H59L58 198L56 197L57 199H55V201L58 200V201H57V204H58V205H59L61 202H63V201H64V202H63V205H64V203H67V201L65 200V199H66V194H65V196H63V197H61ZM93 196H94V195H93ZM46 197H47V196H46ZM64 197H65V198H64ZM48 198H49V197H48ZM59 198H62L63 201H61V199H59ZM88 198H89V197H88ZM88 198H87V199H88ZM83 199H84V197H83ZM83 199H81V200H83ZM85 200H86V199H85ZM43 201H44V200H43ZM53 201H54V200H53ZM65 201H66V202H65ZM108 202H109V201H108ZM47 203H48V202H47ZM53 203H54V202H53ZM89 203H90V204H89ZM43 204H44V203H43ZM68 204H69V203H68ZM80 204H81V203H80ZM97 204H99L98 200H96V199H92L91 201L89 200V202H87V204H85L83 207H81V210L85 208V211L87 210L86 212H88V213H92V215H95V214L98 215V212L95 211V209H94L95 207H98ZM16 206H17V205H16ZM68 207H70V206L68 205ZM88 209H89V211H88ZM90 209H92V210H94V211H90ZM148 213H149V212H148ZM163 213H164V212H163ZM128 215H129V213H128ZM162 216H163V215H162ZM86 222H87V221H86ZM107 222H108V221H107ZM88 223H89V221H88ZM88 223H87V224H88ZM84 224H85V223H84ZM121 225H122V224H121ZM82 226H83V224H82ZM88 226H89V224H88ZM88 226H87V227H88ZM100 226H101V225H100ZM91 230H92V231H93V230H96V228L92 227ZM104 230H105V229H104ZM98 232H99V231H98ZM99 233H100V232H99ZM102 233H103V232H101V234H102ZM101 234H100V235H101ZM102 235H103V234H102ZM104 237H106L107 239H111V240H113V238H112L111 236H109V235H104ZM154 241H155V240H154ZM131 249H132V247H131ZM260 260H261V258H260Z\"/></svg>",
	"mask_w": 264,
	"mask_h": 264
},
{
	"label": "crops",
	"instance_id": "crops-1",
	"mask_svg": "<svg viewBox=\"0 0 264 264\" xmlns=\"http://www.w3.org/2000/svg\"><path fill=\"white\" fill-rule=\"evenodd\" d=\"M60 237L28 216L0 205V264H53ZM77 264H109L111 257L82 241L68 257Z\"/></svg>",
	"mask_w": 264,
	"mask_h": 264
},
{
	"label": "built area",
	"instance_id": "built-area-1",
	"mask_svg": "<svg viewBox=\"0 0 264 264\" xmlns=\"http://www.w3.org/2000/svg\"><path fill=\"white\" fill-rule=\"evenodd\" d=\"M57 264H62L61 262H57Z\"/></svg>",
	"mask_w": 264,
	"mask_h": 264
}]
</instances>
